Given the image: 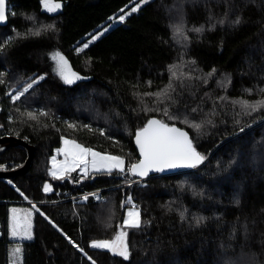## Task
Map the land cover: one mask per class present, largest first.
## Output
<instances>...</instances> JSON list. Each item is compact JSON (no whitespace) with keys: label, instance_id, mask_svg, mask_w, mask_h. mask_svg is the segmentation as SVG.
Listing matches in <instances>:
<instances>
[{"label":"trees","instance_id":"obj_1","mask_svg":"<svg viewBox=\"0 0 264 264\" xmlns=\"http://www.w3.org/2000/svg\"><path fill=\"white\" fill-rule=\"evenodd\" d=\"M60 1L62 11L50 14L41 0H9L16 15L0 25V44L15 37L0 50V136L35 146L26 173L0 179V264L13 263L6 228L13 203L36 209L18 264H91L75 244L96 264H264V107L242 106L264 101V0H148L80 53L139 0ZM48 24L55 28L39 37L17 36ZM55 51L87 79L65 84L50 59ZM152 117L186 128L204 163L144 179L127 171L139 159L134 135ZM65 137L122 157L126 171L55 180L51 156ZM26 158L22 146L0 151L6 168ZM63 188L81 196L58 200L67 197L56 196ZM132 204L142 226L126 229L131 258L91 248L115 237Z\"/></svg>","mask_w":264,"mask_h":264},{"label":"snow or ice","instance_id":"obj_2","mask_svg":"<svg viewBox=\"0 0 264 264\" xmlns=\"http://www.w3.org/2000/svg\"><path fill=\"white\" fill-rule=\"evenodd\" d=\"M148 0H139L136 7L132 8V12L139 10L142 3H147ZM41 4L44 10L49 13H55L62 8V4L59 2H53V0H41ZM129 13H126L127 15ZM14 12L9 10V5L7 0H0V24L7 21L9 16H15ZM125 15L119 17L120 21L125 19ZM29 20L32 18L29 17ZM237 23L239 21H236ZM54 24L44 25L43 29H38L35 31L28 30L26 33H17V36L27 37L41 35V31H48L54 29ZM178 31H182L178 29ZM195 32H202L203 28L193 29ZM93 40L96 36L92 37ZM15 41V37H9L4 41V44H0V50L3 49L4 45H11ZM88 44H84L83 47L78 48L77 52H83L84 49L88 48ZM50 59L55 62L54 72L61 78V80L68 85L74 84L77 80L87 79L86 77H81L78 73L72 72L67 58L60 51H55L50 54ZM175 67V66H173ZM215 71V70H213ZM175 76V72H173ZM178 78V77H177ZM39 80L44 79V76H40ZM2 74H0V83H3ZM38 83L37 79H33L31 83L23 89V91H18L16 95L12 97L13 100H19L29 89L33 87L34 84ZM171 87V86H170ZM246 91H251L248 89ZM261 91H264L262 89ZM146 95H167V92L160 93H148ZM242 106L246 111H257L261 107H264V101H258L256 103H248L247 101L242 102ZM42 115H48V113H41ZM29 117L35 119L33 113H27ZM69 127L75 128V125H69ZM89 127L90 126H84ZM193 127L199 129L201 125L193 124ZM101 134H103L102 130ZM135 141L138 145L139 151L143 159L138 163L130 164L127 171L138 175L143 178L149 175L150 172H164L166 169H176V168H197L199 165L203 164L206 157L199 153L193 145L192 140L189 138L187 132L182 131L176 127H170L168 124L163 123L157 119H151L148 121L147 125L136 132ZM65 147L59 151L64 152L65 161L59 164L56 161V157H52L53 170L52 176L54 178L63 179L65 175L76 170V167L83 165L82 171L87 175L89 166L96 172H106L109 175L115 170L118 173L123 174L125 169V161L120 156H114L109 154H102L100 152L93 151L90 148H85L80 144H77L74 140H64ZM71 156L69 161L67 157ZM90 157V159H89ZM51 185H45L44 191H50ZM95 196V194H93ZM87 200L88 197L83 198ZM131 198H129V201ZM16 213V209L12 210ZM183 218V213H181ZM203 217H194L195 224L199 225L203 223ZM142 226L141 210L135 204H132L127 212L126 219L119 226L120 230L117 232L115 237L111 240L101 239L93 240L90 244L91 248L97 250L107 251L114 256L122 257L124 260H129L131 258V251L128 241V231L126 229H140ZM10 232L13 237H20L21 239L31 240L33 238L32 233V222L29 217L23 221L19 220L15 215H13L12 223L10 226ZM71 239V238H69ZM75 244V242H72ZM75 247L79 249L80 252L84 253L88 257L91 264H96V261L80 248L78 244ZM14 256H18L22 259V249L19 247L14 250Z\"/></svg>","mask_w":264,"mask_h":264},{"label":"rangeland","instance_id":"obj_3","mask_svg":"<svg viewBox=\"0 0 264 264\" xmlns=\"http://www.w3.org/2000/svg\"><path fill=\"white\" fill-rule=\"evenodd\" d=\"M139 3V2H138ZM144 3H142L141 5H143ZM137 4H135L132 8L136 7ZM140 5V6H141ZM131 8V9H132ZM131 9H129L128 11H126L125 13L121 14V15H125L126 13H129L131 14ZM125 15V18L129 15ZM119 15L118 17H116L109 25L105 26V27H102L94 36H96V39L98 37H100L102 34L106 33L109 29H111L113 26L117 25L118 23H120V19L119 17L121 16ZM95 39V40H96ZM94 41L92 39V37L89 39V41H87L86 43L89 44L90 42ZM84 43V44H86ZM83 47V45L81 46ZM80 47V48H81ZM18 92V91H17ZM17 92H14L13 93V96L16 95ZM67 139V140H74L77 144H80L82 145L83 147L85 148H90V147H87L85 146L84 144H82L81 142L75 140V139H72V138H63V141H62V144L60 147L56 148L55 149V152L54 154L51 156V161H50V171L52 173V170H53V162H52V157H56V161L57 163L59 164L60 162H63L65 161L66 157H65V154L64 152L62 151H59L61 149H63L65 147L64 145V140ZM92 149L93 151H96V152H100L102 154H109V155H114V156H118L116 154H112V153H105V152H101V151H97L93 148H90ZM67 159L70 161L71 160V156L67 157ZM90 159V157H89ZM83 167V165L79 166V167H76V170L75 171H72L70 172L69 174L65 175L64 178L66 177H70L72 176L73 174L75 173H78L80 175H85V173L81 170ZM94 170L89 166L88 168V171H87V174H89L90 172H93ZM54 178V177H53ZM55 180H58L59 178H54ZM45 185H51V190L50 191H47L48 193L52 192L54 190V187H53V184L52 182L50 181H47L45 183ZM45 187V186H44ZM130 208V207H129ZM129 208L126 210V215H125V219H126V216H127V212L129 210ZM13 209H16V213L14 214L13 213ZM35 206L34 205H29V204H24V203H13V204H10L9 207H8V215H7V233H8V239L10 240L9 242V245H8V251H9V261L10 262H13L11 264H15L16 261H20V257L18 256H14V250L16 248H20L22 249L23 245H22V242L23 241H28V239H21L20 237H13L11 235V232H10V226H11V223H12V219H13V215H15L19 220L23 221L24 219L28 218L29 217V214H30V219H31V222H32V233H33V216H34V212H35ZM34 235V233H33ZM33 239V238H32Z\"/></svg>","mask_w":264,"mask_h":264},{"label":"water","instance_id":"obj_4","mask_svg":"<svg viewBox=\"0 0 264 264\" xmlns=\"http://www.w3.org/2000/svg\"><path fill=\"white\" fill-rule=\"evenodd\" d=\"M53 2H59V3H61L63 5L62 8L59 9L54 14L60 13L62 11L63 7H64V2L63 1H60V0H53ZM7 3L9 5V0H7ZM42 10L45 11V12H47L43 8H42ZM8 22H9V17H8V19H7L6 22H4V23H2L0 25L1 26L7 25ZM151 119H157V120H159L157 117H152L149 120H151ZM147 123H146V125H147ZM163 123H165V122H163ZM166 124H168V123H166ZM168 125L170 127H173L174 126L176 128L181 129L184 132H187L188 135H189V138L191 139L190 133L188 132V130L186 128H184L182 126H179V125H176V124H168ZM133 141H134V145L136 146L137 151H138V154H139V159L135 162V163H138L141 159H143V157L141 156L140 151H139V148H138V145L136 144L135 135H134ZM13 146H22V147H24L26 149V151H27V158H26V160H25L24 163H22V164H20L18 166H15V167L6 168V167L0 165V179H5V178L12 179V178H15L16 176H18L20 174H24V173H26L29 170V167L31 165V162H32V159H33V156H34V153H35V146L33 144H30L25 139L20 138V137L15 136V135L5 134L3 136H0V151L6 150V149H8L10 147H13ZM192 169L193 168L166 169L164 172H150L148 176L143 177V178L139 177L138 175L137 176L140 179H144V178H148V177H151V176H154V175L170 174V173H176V172H181V171H186V170H192Z\"/></svg>","mask_w":264,"mask_h":264},{"label":"built area","instance_id":"obj_5","mask_svg":"<svg viewBox=\"0 0 264 264\" xmlns=\"http://www.w3.org/2000/svg\"><path fill=\"white\" fill-rule=\"evenodd\" d=\"M99 191H101V190H96V191H94L92 193H95V192L98 193ZM62 194H67V197L66 198H58V200L75 199V198H78V197L81 196L80 194H77V193L73 192L72 190H70L68 188H63L62 190L61 189L58 190L57 193H56V196L57 197H61ZM83 195H85V194H83ZM102 199H105V197L102 196ZM1 234H2V231H1V226H0V236H1Z\"/></svg>","mask_w":264,"mask_h":264},{"label":"crops","instance_id":"obj_6","mask_svg":"<svg viewBox=\"0 0 264 264\" xmlns=\"http://www.w3.org/2000/svg\"><path fill=\"white\" fill-rule=\"evenodd\" d=\"M19 263V261H16V263L15 264H18Z\"/></svg>","mask_w":264,"mask_h":264},{"label":"flooded vegetation","instance_id":"obj_7","mask_svg":"<svg viewBox=\"0 0 264 264\" xmlns=\"http://www.w3.org/2000/svg\"><path fill=\"white\" fill-rule=\"evenodd\" d=\"M43 8V7H42ZM50 14H54V13H50Z\"/></svg>","mask_w":264,"mask_h":264}]
</instances>
